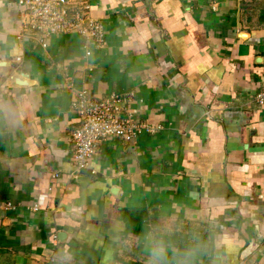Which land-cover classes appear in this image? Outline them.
Masks as SVG:
<instances>
[{
	"label": "crops",
	"instance_id": "crops-1",
	"mask_svg": "<svg viewBox=\"0 0 264 264\" xmlns=\"http://www.w3.org/2000/svg\"><path fill=\"white\" fill-rule=\"evenodd\" d=\"M86 2L89 58L0 0V264H264V0ZM82 90L161 129L76 170Z\"/></svg>",
	"mask_w": 264,
	"mask_h": 264
},
{
	"label": "built area",
	"instance_id": "built-area-1",
	"mask_svg": "<svg viewBox=\"0 0 264 264\" xmlns=\"http://www.w3.org/2000/svg\"><path fill=\"white\" fill-rule=\"evenodd\" d=\"M86 1L15 0L25 13V30L34 34L42 49H46L51 37L76 32L84 40V56L89 58L93 49L104 45L105 31L101 22L90 16V6ZM254 102L259 106L264 105V76ZM71 109L81 117L80 126L70 134L75 148L71 163L79 171L89 168L102 142L110 138L134 142L142 134L153 135L161 129L133 118L116 95L96 100L82 90L71 102ZM13 209L15 206L9 202L0 204V213Z\"/></svg>",
	"mask_w": 264,
	"mask_h": 264
},
{
	"label": "clouds",
	"instance_id": "clouds-1",
	"mask_svg": "<svg viewBox=\"0 0 264 264\" xmlns=\"http://www.w3.org/2000/svg\"><path fill=\"white\" fill-rule=\"evenodd\" d=\"M158 254H159V253H154V256H155V255H158Z\"/></svg>",
	"mask_w": 264,
	"mask_h": 264
},
{
	"label": "water",
	"instance_id": "water-1",
	"mask_svg": "<svg viewBox=\"0 0 264 264\" xmlns=\"http://www.w3.org/2000/svg\"><path fill=\"white\" fill-rule=\"evenodd\" d=\"M18 81V80H17ZM23 83V82H22ZM78 179V177H76ZM77 181V180H76Z\"/></svg>",
	"mask_w": 264,
	"mask_h": 264
}]
</instances>
